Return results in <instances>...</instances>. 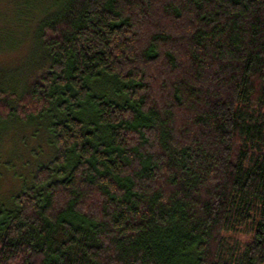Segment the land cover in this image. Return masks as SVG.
Wrapping results in <instances>:
<instances>
[{
	"label": "trees",
	"instance_id": "16d2710c",
	"mask_svg": "<svg viewBox=\"0 0 264 264\" xmlns=\"http://www.w3.org/2000/svg\"><path fill=\"white\" fill-rule=\"evenodd\" d=\"M34 23L0 65V142L33 129L0 264H264V0H56Z\"/></svg>",
	"mask_w": 264,
	"mask_h": 264
},
{
	"label": "rangeland",
	"instance_id": "374dc122",
	"mask_svg": "<svg viewBox=\"0 0 264 264\" xmlns=\"http://www.w3.org/2000/svg\"><path fill=\"white\" fill-rule=\"evenodd\" d=\"M56 0H0V39L3 41L21 40L17 46L19 51L18 54H1L0 53V65L10 64L11 62H25L28 59V52L31 46L33 38V29L35 27L34 20L42 11L50 12L54 8ZM9 61V62H8ZM13 66V65H11ZM33 129H28L27 132L23 133L19 137H15V132H9L5 138L0 142V199H7L8 192L12 191V187L15 185V181H18V177H14L13 170L8 171V167H5V161L13 160L15 162L14 170L17 172H23L27 167H24L21 161V150L27 158V153L22 146ZM23 136L25 137L23 138ZM15 137V138H14ZM28 140V139H27ZM34 140V139H33ZM24 141V142H23ZM25 143V145H30ZM36 140L33 141V143ZM16 153H15V152ZM14 152V153H12ZM12 153V154H11ZM25 160V159H24ZM25 168V169H24ZM12 188V189H11Z\"/></svg>",
	"mask_w": 264,
	"mask_h": 264
}]
</instances>
